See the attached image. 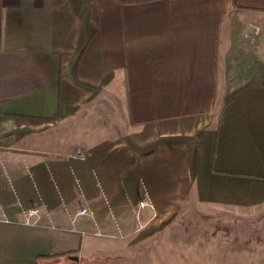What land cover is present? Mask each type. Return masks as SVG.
<instances>
[{
  "label": "crops",
  "instance_id": "1",
  "mask_svg": "<svg viewBox=\"0 0 264 264\" xmlns=\"http://www.w3.org/2000/svg\"><path fill=\"white\" fill-rule=\"evenodd\" d=\"M76 148L132 164L96 166L108 202L96 170L77 197ZM202 209L252 233L227 260L206 251L229 246L228 219H188L189 261L264 264V0H0V264H142L147 227L181 223L154 214Z\"/></svg>",
  "mask_w": 264,
  "mask_h": 264
},
{
  "label": "rangeland",
  "instance_id": "2",
  "mask_svg": "<svg viewBox=\"0 0 264 264\" xmlns=\"http://www.w3.org/2000/svg\"><path fill=\"white\" fill-rule=\"evenodd\" d=\"M104 127L105 126L102 124V126H100V128H99V131L94 135H91V131H87L85 133L86 139L90 138V140H94V138H96V139L107 138V135L110 134L111 131L105 130ZM114 131H115L117 143H124V141H129V139L134 136L133 133L131 135V134H129L128 131L121 129L120 127L119 128L117 127ZM94 132H95V130H94ZM102 148L103 147H100V149H102ZM146 149L150 150L151 148H150V146H148ZM102 150H104V149H102ZM106 150H107V148H105L104 151H106ZM117 150H119V148H117ZM119 155L120 154L117 153L115 157H118ZM71 156H73L74 159H77L80 162V163H76L77 165H71L72 168H71V170H69L70 173H72L73 179L75 181V187L74 188L76 189V191H77L76 193L78 195V196L77 195L76 196L78 198L82 196L83 199H85V203L87 202L86 203L87 206L89 205L88 198L90 195L88 194V191L85 190L84 185H86L87 183L92 184V175H90V173L94 174V172H92V171L93 170L97 171L96 166L99 165L100 171H109V170L125 171V170L131 169V166H132V164H130V163L125 164L123 162L118 163L115 166L112 163L113 159L109 160L110 157L108 158V155H105L108 158L107 160H105V162H101L99 164L95 163L93 161L87 162L89 157H88V154H87V151L85 148H76L74 150V152L71 154ZM82 166L84 168H82ZM85 167H87V168H85ZM96 174H97L98 178L96 176V178L94 179V182L97 184L95 186H96V188H98L97 190L100 192V194L104 196L106 202H108V200H107L108 196H107V192L105 191L106 189L104 186L105 183L103 182V179L99 177V174H100L99 171H97ZM68 176H70V175H68ZM103 196H102V198H103ZM71 198H73V196H69V197L65 196L64 200L62 201L63 206H66L68 203H70ZM77 200H79V199H76L75 203L72 201L73 204H72L71 208L76 209L79 215L85 214V215L91 216L92 211L90 209L87 210L86 209L87 206H82V204L79 205L77 203ZM106 206H107V204H106ZM69 207H67V208H69ZM153 212H155V211H153ZM108 213L110 215V218H113V213L112 212H108ZM196 213H198L199 216L194 214V215H196L194 217V215L193 216L191 215V212H182L178 215L177 212H170V211H165V210H164V212H157L156 214H154L152 218H156L157 217L156 215L160 214L158 217L170 218V219H175V220L179 219V221L181 223H177L176 225L173 226V228H171V227L169 228V227H165V226L164 227L157 226L155 224H151V227H147L146 230H149V233L151 231V233H153V234L151 237H149L148 252H147L148 255H147L146 260L144 258L142 259V264H157V255L160 254L159 248L163 245H165V250L169 251V253L173 252V250H175L178 252V254H177V257L174 258L173 262L171 260H169V262H168L166 259L165 260L163 259V261H161L162 264H166V263L167 264H172V263L176 264V262H177V264H194V259H191L190 261H189V259L193 258V257H191V255L196 254V252H194L193 251L194 249L189 248L186 244V238L188 237V234H190V231L192 228L190 225H188L186 223L188 219H193V218L194 219L195 218L196 219H199V218L203 219L204 217L213 218V217H219L220 215H222L228 219V233H227L228 235L227 236H228V240H229L228 241L229 246L226 245V247H223L221 249L216 250V248H213L211 246V243H208L207 245H209L210 248H208V251H206L208 253L223 252V255L225 256V258H227V260L231 259L234 255L236 256V247H230L232 245L237 246V244L235 243L236 240L234 241L232 236H236V234L247 235V234L252 233V232H250L251 229L247 228V226H236V224H238V222L236 220L241 219L239 215H236V213H232L230 211H228L227 213L226 212L225 213L217 212L214 210H212V211L205 210L204 211L203 209H202V211H197ZM222 216H220V217H222ZM133 218H134L135 222L137 223V226H139V223L137 221H140V216L138 217L137 214L136 215L133 214ZM140 228L141 227H139L138 229H140ZM166 229H174L175 237H178L181 241V243H179V249L174 248L171 244H164L161 242V240L159 238L158 239L156 238V236L154 234L156 232V230H158V231L162 230L163 231ZM192 230H193V228H192ZM97 233L99 235L101 233V235H100L101 237H99L96 240H92L90 243L100 246L101 244H103L102 242L105 241L104 238H106V236H105L106 234H104V232H101L100 230H97ZM230 240H232V243ZM99 242H101V243H99ZM213 243H215V242H213ZM215 245H217V244L215 243ZM249 245H250L249 243L239 244V246L243 247V248H245L246 246H249ZM86 246H87V244H86ZM100 249L101 248H97L96 250H100ZM189 252H191L190 255H189ZM161 253H162V251H161ZM142 255H143V252H142ZM246 262H247L246 259H245V261L243 260V263H246Z\"/></svg>",
  "mask_w": 264,
  "mask_h": 264
},
{
  "label": "built area",
  "instance_id": "3",
  "mask_svg": "<svg viewBox=\"0 0 264 264\" xmlns=\"http://www.w3.org/2000/svg\"><path fill=\"white\" fill-rule=\"evenodd\" d=\"M147 202L146 201H141L142 205H145ZM30 214H36L35 210H30Z\"/></svg>",
  "mask_w": 264,
  "mask_h": 264
}]
</instances>
